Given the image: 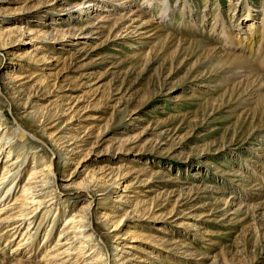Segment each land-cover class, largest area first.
I'll return each instance as SVG.
<instances>
[{"label": "rangeland", "instance_id": "obj_1", "mask_svg": "<svg viewBox=\"0 0 264 264\" xmlns=\"http://www.w3.org/2000/svg\"><path fill=\"white\" fill-rule=\"evenodd\" d=\"M89 1L0 0V136L15 148L0 153V264H264V85L229 71L240 37L264 31V0H94L93 32L63 37ZM82 124L77 155L52 153L49 133Z\"/></svg>", "mask_w": 264, "mask_h": 264}, {"label": "bare ground", "instance_id": "obj_2", "mask_svg": "<svg viewBox=\"0 0 264 264\" xmlns=\"http://www.w3.org/2000/svg\"><path fill=\"white\" fill-rule=\"evenodd\" d=\"M128 0H123V3L124 2H127ZM62 2V1H61ZM63 3V2H62ZM95 4V5H94ZM149 4L150 5H152L153 4V2L152 1H150L149 2ZM93 5V6H92ZM80 6H81V4H80V2H78V3H73V4H71V5H69V7H66L65 9H64V11H66V10H68V9H70V8H78V10H80ZM123 6H127L126 4L125 5H123ZM131 6H132V4H131ZM162 7L165 9V12L163 11V9H162V13H161V18L164 20L165 19V17L167 16V14H166V10L170 7L169 5H167V4H165V2L163 3V5H162ZM88 8H92V11H90V19L89 20H87V23H86V25L87 26H84V27H79V28H72V29H69L68 31H66V32H64L63 33V37H66L68 34H70V36L71 35H73V36H77V34H81V35H83L81 38H85L86 36L88 37V35L89 34H91L92 32H93V30L92 29H89V28H91L93 25H94V23L92 22L93 21V19H94V12L96 11V9L98 10V8H99V4L98 3H96V1H94V0H90L89 1V4H88ZM119 9V8H118ZM113 11L115 10V9H112ZM111 10V11H112ZM88 12H89V10H87ZM110 11V12H111ZM122 11V10H121ZM137 12V11H136ZM131 13V12H130ZM138 13V12H137ZM134 14V13H133ZM169 14V13H168ZM132 16V15H131ZM134 16V15H133ZM108 17V16H107ZM103 18H105L106 19V17H103ZM102 19V18H101ZM103 20V19H102ZM70 22H75L74 21V19H72ZM100 22V21H99ZM160 22H163L162 20L160 21ZM53 24L54 23H52V24H48V25H44L45 26V28H46V30L45 31H43V35H42V37L43 38H47L48 36H50L53 32H54V29L56 28V26H53ZM156 24H158V23H156ZM26 27V26H25ZM161 27V26H160ZM27 28V27H26ZM20 29V34L21 35H19L20 36V38H22V36H23V34L22 33H24L23 31H24V29L23 28H19ZM132 29V28H131ZM30 29H28L27 28V32L29 33V32H31L32 33V31H29ZM52 30H53V32H52ZM17 31V30H16ZM15 31V32H16ZM167 32V31H166ZM26 33V32H25ZM125 34L126 33V35H124V36H130L132 33H131V31H129V30H125V31H122L121 33H119L118 35H121V34ZM7 34V33H6ZM169 34H171V33H169ZM3 35V34H2ZM2 35H1V37L0 38H3V40H2V42L1 43H3V45H5V46H10V45H12V41H11V39L10 38H7V39H5V37H2ZM17 35V36H18ZM115 35V34H114ZM230 37H233V38H229L228 39V42L229 43H231V45H229L230 47H232V45H235L236 46V41H235V44H232V43H234V39L236 38V40H237V38H239V37H235L234 36V33L233 34H228ZM7 36V35H6ZM19 36L17 37V38H19ZM133 36V35H132ZM11 37V36H10ZM80 37V36H79ZM78 37V38H79ZM90 38H91V36H89ZM161 37V36H160ZM170 37V36H169ZM172 37V36H171ZM70 38V37H69ZM138 38V37H137ZM263 38H264V31L262 30V31H258V32H256L255 34H254V36H252V34H250L249 32H248V35L247 36H245V37H240V40L242 41V43L241 44H239L238 42V45H237V48H239V49H241L242 51H244L245 53H247L246 55H247V58H245L244 56H240V55H238V57H237V59H239L238 60V62L240 61V63L238 64V66L236 65V68H232L231 70H229V71H231V76H233V77H236V78H238V80H240L239 82L240 83H243V87H244V83H246L248 86L247 87H253V85H254V83H257V84H255V85H264V75H263V73H259V72H257L258 71V69H256V68H259L260 69V67L261 68H264V56L262 55L261 56V58H260V56H259V54H258V52H259V50H260V44H259V42L260 41H262L263 40ZM142 39V38H141ZM164 39H165V43L167 42L166 40H168V37H164ZM170 39V38H169ZM18 40V39H17ZM45 40V39H44ZM173 40V39H172ZM180 40H182V39H180ZM230 40V41H229ZM164 41V40H163ZM162 41V42H163ZM179 41V40H178ZM177 41V42H178ZM185 41V40H184ZM188 41V40H187ZM172 42V41H171ZM186 42V41H185ZM176 43V42H175ZM194 43V42H193ZM177 44V43H176ZM189 44V43H188ZM195 44V43H194ZM180 46V45H179ZM233 54V53H232ZM229 56H231V55H229ZM216 57V56H215ZM227 59H228V57H227ZM255 60H257L258 62H259V64H257V66H255V63H254V61ZM208 61V60H207ZM230 61V60H229ZM232 61V60H231ZM228 62V61H227ZM208 63V62H207ZM233 63H235V62H233ZM226 64V63H225ZM221 65H223V64H221ZM218 67H220L219 65H218ZM234 67V66H233ZM223 68V67H222ZM228 68H231V66H229ZM247 68V69H246ZM45 70H46V68H44ZM255 70H257V71H255ZM261 71H262V69H261ZM253 73H254V75H253ZM252 75V76H251ZM3 80H5L7 83H5V85H6V89H7V91L9 92L8 94H9V96H10V99H12V101L14 102V103H17L18 104V99H16V98H18L22 93H23V90H22V88H21V84H18V77H13L12 75H10V74H7L4 78H3ZM235 80H237V79H235ZM238 83V82H237ZM245 84V85H246ZM254 85V86H255ZM242 86V85H241ZM237 87V86H236ZM262 87V86H261ZM259 88V87H258ZM240 90V89H239ZM246 90H248V89H246ZM251 93V92H250ZM249 95V94H248ZM252 96V95H251ZM249 97V96H248ZM22 99V98H21ZM245 99V98H244ZM20 100V99H19ZM30 100V99H29ZM32 101V100H31ZM32 103V102H31ZM28 104H29V102H28ZM27 104V105H28ZM35 108L37 107V105L36 106H34ZM26 109V108H25ZM68 110V109H67ZM262 110H263V108H262ZM73 111V110H72ZM5 115V114H4ZM74 113L71 115V118L70 119H73V117H74ZM42 115H41V112L38 110V109H36V110H34V111H32V113L29 115V118L31 119V120H33V121H39V120H41V117ZM18 122V121H17ZM19 124V123H18ZM18 124H16V125H18ZM15 125V126H16ZM68 125H72V121L71 120H67V122H66V125L65 126H68ZM75 125V124H74ZM69 126V128L67 129L68 130V132H66V135H64L65 137H63V135H61V136H59V132H62V131H59L58 133H53V132H51V133H49L50 134V136H51V138H52V140H54V141H56V143L58 144V146H60L59 147V150L56 152V151H54V150H52V153H56V154H58L60 157L62 156V155H64V156H66L65 158H67L69 155H77L79 152H78V148H79V142L80 141H82L84 138H83V136H86V132H88V128H90V127H88V125L89 124H82L80 127H77V126ZM14 125H12V126H10V127H8V128H10L13 132L12 133H14V132H16L17 133V135L19 136V138H22V139H24L25 137H26V134H27V131L25 130V129H23V128H21V127H15ZM64 129V128H63ZM1 130H3V128H2V124H0V132H1ZM6 132V131H5ZM3 133V134H6V133ZM18 132H21V133H18ZM28 136V135H27ZM7 140L4 138V136L2 135V136H0V153H2V151L6 148H9L10 147V149L9 150H14L15 148L13 147V145H11V144H9V145H7ZM66 144V145H65ZM57 146V147H58ZM9 157V156H8ZM52 168H53V166H52V163H51V161H49V163L47 164V172L45 173V177H48V175H49V173H50V171L52 170ZM5 173L7 174H10V171L9 170H5ZM34 173V172H33ZM36 175V174H35ZM125 175H127L126 173H125ZM127 177V176H126ZM139 180V179H138ZM112 181V180H111ZM47 182V181H46ZM94 186V185H93ZM15 202V201H14ZM16 202L18 203V201L16 200ZM14 204V203H13ZM23 212V211H22ZM89 212V211H88ZM77 214V213H76ZM22 215H26V214H22ZM28 215V214H27ZM26 215V216H27ZM26 216H23V218H25ZM84 216V215H83ZM22 217V216H21ZM82 220V219H81ZM122 220V219H121ZM121 220L119 219V220H117V221H115L114 222V224H115V229H117L118 228V225L121 223ZM87 224L89 225L90 224V220L87 222ZM82 226H84V223L82 222V224H80L79 226H74V227H78L77 229H78V231H80V230H84V229H81V227ZM1 233V232H0ZM127 233V232H126ZM129 233V232H128ZM135 234V233H134ZM132 235V234H131ZM82 236H85L84 234L82 235ZM90 236H91V234H90ZM90 236H85V237H90ZM117 237H116V239H115V241L114 242H118V240H120V239H125V238H127L126 236H123V235H121V234H118V235H116ZM130 236V235H129ZM133 236V235H132ZM0 237H1V234H0ZM81 237V236H80ZM79 238V237H78ZM87 239V238H86ZM90 239V238H89ZM91 240V239H90ZM123 241V240H122ZM75 242V241H74ZM175 242V240L173 239V238H166V237H163L162 239H161V244H164V245H167V246H171V245H173L172 243H174ZM120 245H122V243H120V241H119V245H117L116 246V248H117V251L116 252H114L113 253V256H116V255H119V253H121L122 251L124 252V250H123V247L121 246L120 247ZM124 246V245H123ZM170 248V247H169ZM112 256V255H111ZM156 256V255H155ZM154 256V257H155ZM129 260H131L132 261V259H135V256H131L130 258H128ZM110 260H112V258L110 259ZM115 260H116V258H115ZM122 260V259H121ZM142 260V259H141ZM143 262H145V261H143ZM121 263L123 264L124 263V260H122L121 261ZM130 263H134V262H130Z\"/></svg>", "mask_w": 264, "mask_h": 264}]
</instances>
